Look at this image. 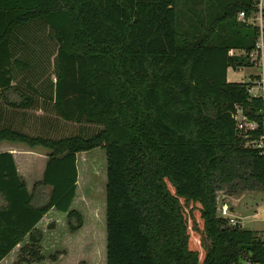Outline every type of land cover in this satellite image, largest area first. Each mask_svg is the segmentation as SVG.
I'll return each mask as SVG.
<instances>
[{
	"label": "trees",
	"instance_id": "1",
	"mask_svg": "<svg viewBox=\"0 0 264 264\" xmlns=\"http://www.w3.org/2000/svg\"><path fill=\"white\" fill-rule=\"evenodd\" d=\"M195 7V0L185 13L175 0H0V98L10 115L41 110L39 100L65 121L100 126L52 138L0 123V142L48 151L30 191L12 154L0 152V261L21 242L13 264L44 260L37 224L51 208L66 213L71 233L81 228L82 215L70 208L76 154L100 147L106 264H264V240L216 211L223 189L264 191V154L246 145L263 131L264 100L226 78L229 67L252 65L247 53L259 29L237 14L248 18L255 2ZM33 25L57 44L52 94L27 80L26 56L39 49L18 31ZM236 107L257 123L247 138L232 117Z\"/></svg>",
	"mask_w": 264,
	"mask_h": 264
},
{
	"label": "rangeland",
	"instance_id": "2",
	"mask_svg": "<svg viewBox=\"0 0 264 264\" xmlns=\"http://www.w3.org/2000/svg\"><path fill=\"white\" fill-rule=\"evenodd\" d=\"M176 8L180 13H185L188 7L191 5L192 0H175ZM217 9V7H215ZM214 9V10H215ZM29 36L33 38L34 46L38 48L37 53L29 54L27 59L30 63V70L27 71V80L42 91V94H52L53 82L55 80V54L57 50V44L54 40L49 37L48 30L44 26L33 25L31 28L20 29L18 36ZM251 62V61H250ZM252 64V63H250ZM257 66V65H256ZM260 71L259 66L250 67L242 66L238 69L228 68V79L231 82H242L251 84L256 79L258 72ZM251 72H256L250 74ZM1 100V98H0ZM2 101V100H1ZM40 106L42 113H30L27 112L24 119H21L14 127L25 131L32 135H43L52 138L67 137L72 135H83L88 136L95 133L100 126L95 124H89L85 122L76 123L65 121L59 118L53 111L52 105L48 102L40 103L36 100ZM40 103V104H39ZM1 104V103H0ZM2 142V141H1ZM22 144V143H20ZM23 147V145H22ZM24 153L27 156V163L18 164L20 168L21 176H25L28 182V186L31 190L30 182L34 183L35 176L39 173L40 161L39 159L45 158L46 149L41 147L27 148ZM82 155L78 156V160L84 157L87 159V164L90 168L85 167L80 170L78 196L79 200L86 199L87 197L92 198L94 204V210L90 213L93 219L90 220L86 214V224L88 226V232L90 233L89 239H84V255L85 261L74 262V256L68 262V264H106L105 263V183H106V161L104 150L100 147L94 148L89 151L81 152ZM37 161V162H36ZM42 173V172H41ZM33 185V184H32ZM217 204L219 200L225 201L231 204L233 203V211L238 217L239 226L243 229H248L260 238L264 239V191L258 189L247 190V191H235L229 192L223 189L217 192ZM236 199V201H231ZM47 226V227H46ZM232 226V225H230ZM56 227L55 222L48 221L45 226L39 227L41 234L43 230H51ZM61 231H69L67 225L60 224L58 227ZM70 232V231H69ZM62 232H60L61 234ZM71 233V232H70ZM74 233V232H73ZM43 238V235H42ZM41 238V240H42ZM21 246L24 242L19 243ZM86 244V245H85ZM88 244V245H87ZM41 245V241H40ZM73 245L81 247V243L74 242ZM41 248V246H40ZM41 252V249H40ZM59 253V252H58ZM57 252L54 253L57 257ZM66 252L64 251V254ZM76 255L75 249L73 251ZM42 254V253H41ZM50 254L49 256H51ZM18 257V251L16 252ZM45 258V257H44ZM17 259V258H16ZM73 259V260H72ZM16 261V260H15ZM14 261V262H15ZM12 262V264L14 263ZM240 264H254L249 260H241Z\"/></svg>",
	"mask_w": 264,
	"mask_h": 264
},
{
	"label": "crops",
	"instance_id": "3",
	"mask_svg": "<svg viewBox=\"0 0 264 264\" xmlns=\"http://www.w3.org/2000/svg\"><path fill=\"white\" fill-rule=\"evenodd\" d=\"M207 1L208 0H195V2H196L195 8H198V9L205 8ZM210 1H215V0H210ZM263 7H264V5H263ZM213 9H215V6H213ZM215 10H217V9H215ZM230 54L244 55V52L242 50L232 49V50H230ZM256 65L257 64L255 62H252V65H250V67L252 66V67L256 68L257 67ZM254 73H256V72H251L248 75L254 74ZM226 78H227V81H229L228 69H227V73H226ZM229 82H231V81H229ZM20 87H21V89L26 90V87L24 85H21ZM8 96L13 98L15 96V93L9 92ZM1 100H0V103H1L0 104V123H3L4 121L10 122L12 120L19 122L22 118H24L23 114H16L15 116L10 115V112H11L10 107L5 105ZM40 111H41L40 109L34 110V113H36L38 115V113H42ZM22 145L23 144H20V143H13V142H7V141L0 142V152L7 151V152H10L12 154L13 159L16 163L17 171L20 175H21V173H20V168H19L18 164L19 165L21 163L26 164L27 159H28L24 153L25 149L23 148V147H27V146L23 145V147H22ZM27 148H29V147H27ZM47 153H48V151L46 152V155H47ZM79 155H82V153L79 152L76 154V167H77V183L76 184H77V187L79 184L80 170L84 169L85 167L90 168L89 165L87 164V159L84 160V157H82L81 160H78ZM38 161H40V169L38 170L39 173L35 176L36 178H34L35 181H38L42 178V173H43V170L45 167V163L47 161V156H45V158L43 157L42 159H39ZM22 178L24 179V181L26 183L27 189L30 191L26 177L22 175ZM32 184L33 183L30 182V186H32ZM77 187H76L75 197L72 200L70 208L77 210L82 215L83 225L81 226V228H79L74 233H70L67 230H65V231L59 230L58 227L60 226V224H62V223L64 225L66 224V213L58 211L54 208H51L38 222L37 228L45 226L48 221L55 222L56 227L54 229H51V230H43L42 229L43 238L41 240L40 246H41V253L45 258L43 261L36 262L33 264H68V262L71 260V258L73 256H74V262L75 263H77L79 261H85L83 259V255H84V251H83L84 245L83 244H84L85 237H87V240H88L89 236H90V233L87 231L88 226L87 225L85 226V224H86L85 215L88 213L89 214L92 213V211L94 210V207H92L94 202H93L92 198L90 199V197H87L86 199L79 200L80 196H78L79 191H78ZM233 201H236L235 204H238V201L236 199ZM233 205L234 204L232 203L230 206V203H229L230 213H231L232 217H234L236 219L237 223L239 224L238 217L235 214V212L233 211ZM88 218L90 220H92L93 216L90 214V216H88ZM60 232H62V233L60 234ZM73 241L78 242V243L80 241L81 247L73 245ZM20 247H21V245L18 244L5 258H3L0 261V264H12V262H14L17 258L16 252L19 250ZM74 249H75L76 255H74V253H73ZM64 251L66 252L65 254H64ZM56 252L57 253L59 252L58 253L59 255H57L56 259L55 260L49 259V255L50 254L53 255Z\"/></svg>",
	"mask_w": 264,
	"mask_h": 264
},
{
	"label": "built area",
	"instance_id": "4",
	"mask_svg": "<svg viewBox=\"0 0 264 264\" xmlns=\"http://www.w3.org/2000/svg\"><path fill=\"white\" fill-rule=\"evenodd\" d=\"M254 2L256 11L248 18H245L244 12L240 11L237 14V19L243 20L247 24L253 23L259 29L254 48L247 53V56L250 61L255 62L257 66H259L260 71L257 74L258 77L249 84L247 92L250 96L261 97L264 100V0H254ZM232 117L235 121L237 131L243 133L244 138L250 135L249 131H254L257 128V123L247 120L239 107L235 108ZM246 145L256 148L264 154V128L259 136H255L254 139L248 141ZM216 211L218 216L228 220L229 225L235 226L238 224L236 219L232 217L230 206L227 202L219 200Z\"/></svg>",
	"mask_w": 264,
	"mask_h": 264
},
{
	"label": "water",
	"instance_id": "5",
	"mask_svg": "<svg viewBox=\"0 0 264 264\" xmlns=\"http://www.w3.org/2000/svg\"><path fill=\"white\" fill-rule=\"evenodd\" d=\"M232 199V198H231ZM233 200H235V199H232L231 201L233 202Z\"/></svg>",
	"mask_w": 264,
	"mask_h": 264
}]
</instances>
